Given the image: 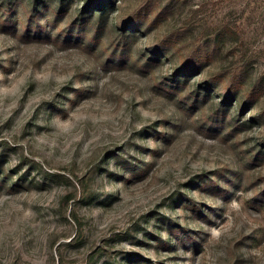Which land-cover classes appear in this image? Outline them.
<instances>
[{
    "label": "rangeland",
    "instance_id": "obj_1",
    "mask_svg": "<svg viewBox=\"0 0 264 264\" xmlns=\"http://www.w3.org/2000/svg\"><path fill=\"white\" fill-rule=\"evenodd\" d=\"M44 1L0 14V264H264V90L201 86L264 78V0ZM225 23L241 45L170 81Z\"/></svg>",
    "mask_w": 264,
    "mask_h": 264
},
{
    "label": "trees",
    "instance_id": "obj_2",
    "mask_svg": "<svg viewBox=\"0 0 264 264\" xmlns=\"http://www.w3.org/2000/svg\"><path fill=\"white\" fill-rule=\"evenodd\" d=\"M22 1L23 0H0V14L5 13L8 15L12 12L17 3ZM28 2L30 3L31 11L34 13H38L41 9H48L52 11L55 9V11H57V7H53L50 3L47 4L44 0H28ZM49 2H52V0H49ZM58 2L61 6L62 0H59ZM110 3L111 0H85L84 6L80 10V15L84 16L92 14V8L99 5L98 14L102 17V13L106 10V7L110 5ZM146 6L149 7L148 4H146ZM147 10L148 8H145V12ZM129 18L125 19L128 21H125L122 26L134 25L133 23L137 22L136 20L138 17H135V19ZM122 37H125V35H122ZM227 37L232 43L241 45L242 38L239 36V32L232 25L225 23L217 27L207 36H203V38H201L200 41L193 46V48L188 50L184 58V62L182 61L180 66L173 72L172 76H170V81L177 82L181 78L189 77L192 72L195 74L198 73L204 62L206 63L211 56L219 55L222 52L221 46ZM174 44V41L165 38L163 41L157 43L156 46L153 47V50L156 53L160 52L161 54H164L171 47H173ZM248 67L249 65L244 63L242 65H237L236 67L222 68L218 74L211 75L207 78L201 86L204 90H219L222 93L221 105H227L230 104L231 101L234 102L238 100L236 97H238L239 92L242 91V95L240 97L241 99L238 102L240 103L241 111H243V109L248 107L252 101L256 100L260 93L264 90L263 77H260L257 81H255L246 91L243 90L245 78L249 72ZM260 114L261 113L257 114L255 118H259ZM261 148L264 150V141Z\"/></svg>",
    "mask_w": 264,
    "mask_h": 264
}]
</instances>
